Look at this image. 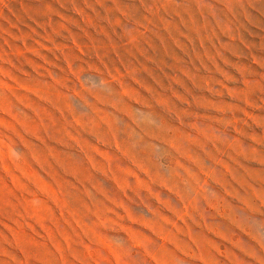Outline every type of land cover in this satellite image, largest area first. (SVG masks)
Listing matches in <instances>:
<instances>
[{
    "label": "rangeland",
    "instance_id": "1",
    "mask_svg": "<svg viewBox=\"0 0 264 264\" xmlns=\"http://www.w3.org/2000/svg\"><path fill=\"white\" fill-rule=\"evenodd\" d=\"M0 264H264V0H0Z\"/></svg>",
    "mask_w": 264,
    "mask_h": 264
}]
</instances>
